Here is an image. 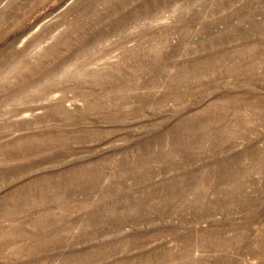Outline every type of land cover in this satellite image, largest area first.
<instances>
[{"label": "rangeland", "instance_id": "1", "mask_svg": "<svg viewBox=\"0 0 264 264\" xmlns=\"http://www.w3.org/2000/svg\"><path fill=\"white\" fill-rule=\"evenodd\" d=\"M0 264H264V0H0Z\"/></svg>", "mask_w": 264, "mask_h": 264}]
</instances>
